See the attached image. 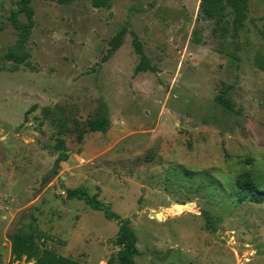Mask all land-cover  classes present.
<instances>
[{"label":"rangeland","instance_id":"obj_1","mask_svg":"<svg viewBox=\"0 0 264 264\" xmlns=\"http://www.w3.org/2000/svg\"><path fill=\"white\" fill-rule=\"evenodd\" d=\"M200 2L32 0L30 20L0 0V264L37 263L12 252L25 233L37 257L119 264L107 208L130 221L136 264H264V202L235 195L239 174L264 182V0L238 31L231 7L212 20ZM13 17L31 30L17 68ZM101 112L106 133L87 124ZM77 188L101 210L67 198Z\"/></svg>","mask_w":264,"mask_h":264},{"label":"trees","instance_id":"obj_2","mask_svg":"<svg viewBox=\"0 0 264 264\" xmlns=\"http://www.w3.org/2000/svg\"><path fill=\"white\" fill-rule=\"evenodd\" d=\"M57 2L59 4H67L71 0H44ZM111 0H92V4L95 8H108L110 7ZM32 0H23L24 9L27 11L30 20H32V10H31ZM248 0H201L199 11L200 14L207 19H218L224 14L227 7H231L235 14L234 29L238 31L244 20L246 19ZM11 21L18 31L20 38V45L12 47L6 54L7 59L15 63L17 68L19 65L23 64L29 57V54L23 49L24 43L28 40L30 35V26L26 23L21 22L17 17L11 18ZM124 31H120L112 42V51L119 47ZM138 47V46H137ZM140 51V50H139ZM148 61L143 58L141 64L137 67V72L147 71ZM219 103L229 108V101L225 98L224 94L218 97ZM88 127L93 132L106 133L110 128V118L105 112H101L88 121ZM60 154L56 159L52 174L56 175L60 164L68 160V154L65 150L59 149ZM263 176H255L249 172L239 174L235 182V195L237 194V199L239 201L250 200L252 202L262 203L264 202V182H262ZM67 198H78L84 200L87 204L91 205L96 210H101V204L99 201L91 197L82 189L69 190L67 193ZM106 217L108 219L119 220V232L117 237V244L122 248L118 252L119 264H136L135 258L140 255V251L137 248L138 238L134 230L130 227V221L120 220L112 213L109 212L108 208L105 211ZM202 215L206 218L209 225V216L207 212L202 211ZM13 253L16 255L17 259H20L23 255H26L28 259H37L36 264H81L80 262L74 261L70 258L63 256H58L50 250H44L39 257L38 248L36 242L32 238L31 234H17L14 237ZM113 264V262H110Z\"/></svg>","mask_w":264,"mask_h":264}]
</instances>
